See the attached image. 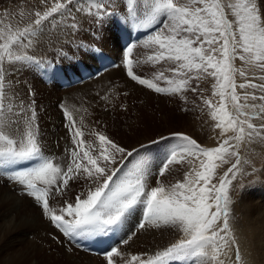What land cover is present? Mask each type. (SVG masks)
<instances>
[{
	"label": "snow or ice",
	"instance_id": "6c2138e0",
	"mask_svg": "<svg viewBox=\"0 0 264 264\" xmlns=\"http://www.w3.org/2000/svg\"><path fill=\"white\" fill-rule=\"evenodd\" d=\"M47 2L41 0L42 4ZM75 2H56L43 14L35 12L33 24L14 33L10 26L8 34L0 28V168L36 161L35 167L18 172L12 179L41 202L44 215L66 236L105 234L119 230L128 214L141 206L144 223L139 224L140 228H144L146 223L173 226L182 231L184 238L144 259L132 255L131 261H138L139 264H173L195 259L200 264L206 260L210 264H224L220 256H229L226 249L231 239L227 236L231 231L228 219L230 186L241 165L240 152L236 149L245 139H264V123L257 126L251 122L264 121V84L257 85L249 80L237 85L234 78L236 73L245 77L247 68L264 71V20L257 10L256 0H227L226 4L221 0H184L183 3L152 0L145 18L160 23L161 29L145 42V47L158 48L157 55L149 56L148 60L159 62L167 59L177 65L171 71L182 77H187L190 72L214 76V95L220 97L219 105L213 106L211 101L206 103L214 108L212 116L218 121L216 127L221 129V135L230 131L236 135L213 148L201 147L196 140L183 133L161 136L160 140L175 143L169 145L158 175L163 176L171 165L179 164L187 157L198 159L200 170H194L193 179L185 174L184 182L170 187L158 183V186L151 188L147 185V177L151 173L146 170L145 160L139 158L140 150L133 148L129 151L103 133H95L98 148L88 145L90 150H84V133L76 128L73 135L76 147L71 151V160L65 170L43 154L37 132L33 130L35 111L29 114L23 106L13 111V106L5 102V63L10 67L21 61L39 63L22 50L32 46V38L38 35V30L46 21L63 13ZM94 2L96 11L93 19L103 24L104 19L110 18L112 13L99 0ZM136 3L137 0H128V10L134 11ZM226 8L235 17V23L227 18ZM157 17L163 19L158 20ZM71 27L76 28L77 25L73 23ZM126 51L131 53L133 48L128 47ZM236 59L242 61L246 68H235L233 62ZM126 62L129 65L128 75L157 93L176 94L186 90L189 85V78L167 79L160 72L157 79H165L172 86H157L151 80L133 74L131 59ZM259 79L264 80V76ZM237 87L258 88L261 95L248 92L240 95L236 92ZM191 90L196 91V88ZM6 113L15 119L9 118ZM65 117L72 124L75 123L67 111ZM22 121L25 124L23 135L19 139L13 138L8 130L14 128L18 131ZM157 142L153 140L151 143ZM144 147L141 145V148ZM231 157L236 158L235 163L224 173L219 185L212 184L220 163H227ZM128 164L133 167L125 172ZM81 178L89 185L87 191L77 194L75 202L67 203L58 214L49 205L48 197L53 186L57 193L63 195L62 188H66L70 180ZM37 182L45 187H37ZM130 239L131 236L122 243L128 244ZM106 256L107 264H116L114 258L122 257V253L114 246ZM236 260H240L239 251Z\"/></svg>",
	"mask_w": 264,
	"mask_h": 264
},
{
	"label": "rangeland",
	"instance_id": "374dc122",
	"mask_svg": "<svg viewBox=\"0 0 264 264\" xmlns=\"http://www.w3.org/2000/svg\"><path fill=\"white\" fill-rule=\"evenodd\" d=\"M56 2L66 4L67 0H48L46 4H42L41 0H0V28L4 29L5 34H8V26L11 27L13 33L22 30L29 24H33L36 19L35 12L39 11L43 14ZM99 2L105 3L108 11L119 13H124L128 5V0H99ZM174 2L183 3L184 0H174ZM221 2L226 4L227 0H221ZM232 2H235V0H232ZM151 3L152 0H137L134 6L136 9L134 11L138 16L141 14L140 11H144L141 22L147 24L145 28L160 25V23L145 18V13L150 11ZM256 3L261 19L264 20V6H262L264 0H256ZM90 10L92 14H90ZM95 11L94 0H76L63 13L57 14L54 18L46 21L42 28L38 30V35L32 38V46L23 49L22 52L34 57L36 61L46 66H50L52 62L54 64L59 63V68L62 66L63 70L70 73L69 75L80 71L82 68L78 67L80 64L84 67L91 65L95 58L93 56L91 59L88 54H94L99 48L106 49L107 54L111 57L122 60L124 51L129 45L122 50L115 37L114 30L112 31L114 24L108 19H104L103 24L94 20L93 14ZM225 11L227 18L235 23V17L231 15V11L227 8ZM72 16H76V19ZM157 19L162 20L163 18L157 17ZM125 22L126 20L122 19L121 28L124 27ZM73 23L80 24L78 25L79 29L71 27ZM160 29L161 27L158 30ZM151 35L138 42L136 40L132 44V47L135 48L132 51L133 63L131 67L133 73L139 78L151 80L160 87L172 86L167 84L165 79H157L160 72H163L164 77L167 79L189 78V85L186 90L176 94L157 93L148 87L138 86L129 77L124 76V74L120 75L118 71L122 78H114L115 80L112 79L109 84L100 88L94 86L91 90L85 91L86 86L96 82L99 75L79 85L61 89L54 79V74L53 77L49 75V85L43 84L38 74L34 73L36 68L33 66V69L29 61L16 62L14 67H10L5 63L4 67L7 70L5 89L8 99L5 102L13 106V111H18L21 106L29 114L31 111H35L36 119L33 130L37 132V141L45 156L51 158L55 164L66 170L71 160V151L76 147L73 140L75 129L79 128L84 133L82 137L85 142L84 150H90L87 147L88 145H94L98 148L95 133H103L114 143L129 151L133 148L140 150L141 157L139 158L145 160L146 170L151 173L147 177L149 188L158 186V183L170 187L177 182H184L185 174H189V179H193L194 170H200V161L194 157H187L183 162L171 165L163 176L158 175L160 167L168 154L169 145L175 143L172 140L162 141L160 140L161 136L169 137L172 133H183L196 140L201 147L213 148L207 144L208 135L205 128L210 120L212 121V128L215 130L214 138L217 139L214 144L215 147H218L228 137L236 135L231 131L223 136L221 135V129L216 127L218 121L212 116L214 108L209 107L206 103V101H211L213 106L219 105L220 97L214 95L216 78L209 73L196 72L187 73V77H182L171 71L177 65L167 59L159 62L149 61V56H155L158 53L157 46H144ZM98 37H101L100 41L96 42L94 39ZM91 40V43H96V49L86 52V42ZM80 61L82 62L80 63ZM139 63L143 68L149 67V69L146 71L140 69L142 67L138 68ZM233 64L237 69L246 68L239 59H236ZM75 68L77 71L74 70ZM261 76H264V71L258 68H247L245 77H241L236 73L234 78L237 85L249 80L259 85L264 84V80L259 79ZM110 77L114 76L110 75ZM192 88H196V91H192ZM236 92L240 95H243L244 92L261 95L258 88L253 89L250 87L246 89L237 87ZM148 93H153L156 97L147 98L149 97L146 96ZM157 95L162 96V98H157ZM146 100L150 103H147ZM255 103H259V101H255ZM115 105L119 106V112L116 110ZM127 105H131V107L124 114L123 110ZM114 108L116 114H114ZM63 111H67L71 115L75 122L72 126L65 125L62 127L61 113ZM143 111L148 115L149 123L141 117ZM118 114L119 117L116 116ZM6 115L15 119L10 113H6ZM108 117L113 120L109 121ZM174 117L180 120L175 121ZM251 122L257 126L264 123L260 120ZM8 131L13 138L19 139L25 131V124L22 121L18 131L14 128ZM153 140L158 142L153 144L151 143ZM230 143L235 144L236 141ZM141 145L145 147L141 148ZM243 146L245 150H243ZM236 150L240 152L241 165L236 173L235 180L230 186V202L232 203L229 206V216L240 227H244V223L237 221L235 218V216H239L240 209H245L250 205L254 208L255 214L264 215V175L262 174L260 177L261 173L264 172H260V170H264V139L254 138L251 141L245 139ZM92 154L95 155L96 152L93 151ZM235 159V157H231L227 163H220L212 178V184L219 185L224 173L235 163ZM117 160L119 161V156ZM21 163L27 164V170L36 166L35 160ZM21 163L7 168H0V172H6L14 176L18 172L8 169L13 167L20 171ZM132 167V164H128L125 172ZM8 181L12 182L0 175V264H30V261L32 264H87L92 262L107 264L106 253L111 249L108 246L114 243L116 244L114 246L118 247L122 253V257L114 258L116 264H139L138 261H131L132 255L147 257V255L154 254L151 250L152 247L146 245L154 244L162 236L169 239L183 234L181 230L173 226L162 224L155 226L153 223H149V226L144 228L136 229L134 227L135 222L144 223L141 221L142 215L140 214L143 208L138 206L128 214L120 229L115 231L119 234V237L114 235L113 240L112 232L114 231L109 232L110 240H108L105 252L102 251L101 254L85 253L77 247L66 244L65 239L51 225L50 220L48 222L45 219L46 215L43 213L42 206L40 208L37 201L27 193L23 194L26 190L23 186L16 184V189L20 188L21 190L19 195L17 191L11 189L12 185L9 186ZM37 183L41 184L40 182ZM88 187L89 185L82 178L70 180L69 185L62 188L63 192L68 190L69 193L66 192L63 195L57 193L55 186H53L48 197L49 205L59 214L62 207H65L67 203H74L77 194L86 192ZM237 201L239 203L244 202L239 211H237ZM55 203L56 205L59 203L57 208H55ZM246 203H248L247 206ZM257 208L258 210L255 211ZM128 229H132V232L128 233ZM133 233L135 235L131 236ZM101 236L102 234H98L97 238L99 239ZM129 236H131V239L128 244H123L122 241ZM97 238L93 241H96ZM236 240L237 238L233 236L226 249L229 253L235 254V257L239 250L238 240ZM170 245L171 243L165 246ZM154 247L155 252L158 251L155 245ZM249 248L246 252L251 256ZM239 255V261L243 262L240 250ZM234 261L238 262L236 259ZM174 264H200V261L194 259L177 261ZM204 264H206V261H204Z\"/></svg>",
	"mask_w": 264,
	"mask_h": 264
},
{
	"label": "bare ground",
	"instance_id": "6f19581e",
	"mask_svg": "<svg viewBox=\"0 0 264 264\" xmlns=\"http://www.w3.org/2000/svg\"><path fill=\"white\" fill-rule=\"evenodd\" d=\"M114 4V3H113ZM74 6V5H73ZM79 7V6H78ZM77 8V7H76ZM5 10V9H4ZM72 10H73V8H72ZM75 10V9H74ZM134 10H136L135 8H134ZM78 12V11H77ZM82 15V14H81ZM85 15V14H84ZM80 16V15H79ZM86 16V15H85ZM73 17V16H72ZM76 17V16H75ZM75 17H73V18H75ZM89 17V16H88ZM76 19V18H75ZM84 21L86 20V19H83ZM70 21L72 22V20L70 19ZM74 21V20H73ZM76 22V21H75ZM78 22V21H77ZM89 22V21H88ZM91 24H93V23H91ZM78 25H80V24H78L77 23V28H78ZM80 27V26H79ZM80 28H82V27H80ZM84 28V27H83ZM151 28V27H150ZM79 29V28H78ZM149 29V28H148ZM147 29V30H148ZM122 31L124 30V27L121 29ZM147 30H145V31H147ZM83 31V30H82ZM96 31H97V29H96ZM145 31H142L141 30V33L139 34V38L137 39V42L138 41H140V40H142L143 38H141L142 36H141V34L143 33V32H145ZM156 32V31H155ZM58 33H60V32H58ZM64 33V32H63ZM61 34V33H60ZM121 34H123V33H120L119 34V39L121 40ZM132 34V33H131ZM131 34H129V39H128V43H127V45H126V47L129 45V47H132V44L135 42V41H132L131 40ZM138 34V33H137ZM151 34V33H150ZM95 35H97V34H95ZM149 35V34H148ZM147 35V36H148ZM98 36V35H97ZM42 37V36H41ZM100 38L101 37H98V38H95L94 40L97 42V41H100ZM147 38V37H146ZM60 40V39H59ZM92 41V40H91ZM143 42V41H142ZM140 44V43H139ZM94 45H96V43H94ZM121 46V45H120ZM122 48V47H121ZM122 50H123V48H122ZM106 54V55H108L107 53H108V51L106 50V49H103V48H99L98 50H97V52H95L94 54H91L92 55V57H91V55H89L88 54V56H90V58L92 59L93 58V56L95 57V54H97V55H100V54ZM109 57H111L110 55H108ZM114 58V57H113ZM135 59V58H134ZM117 61H122L121 59H118ZM84 62V61H83ZM119 62V63H120ZM137 62V61H136ZM140 63H142V62H140ZM138 64L139 65V67L138 68H140V67H142L141 66V64ZM95 65H96V61H94V62H92L91 63V65H86L85 67L82 65V64H80V65H78V67H82L81 69H88V70H90L91 68H95ZM137 66V65H136ZM129 67V66H128ZM59 68V67H58ZM115 68H118V69H115ZM115 68H113V69H108L107 71H105V72H103V73H101L100 74V76L98 77V79H97V81L96 82H94V83H90L89 85H87L86 86V88H85V91L87 92V91H89V90H91L92 88H94V86L97 88V87H102V86H104V85H107V84H109L111 81H112V79L113 80H115L114 78H116V79H120V78H122L120 75H123V73H122V70H121V67L120 66H118V67H115ZM55 69V68H54ZM60 69L61 70H63V68H62V66L60 67ZM80 69V70H81ZM140 69H144V70H148L149 69V67H145V68H140ZM66 74H70L69 72H67L66 70H63ZM120 73V75L118 74V72ZM55 74V73H54ZM72 74V73H71ZM110 75H113L114 77H110ZM97 77V76H96ZM93 78H95V77H93ZM90 80V79H89ZM88 81V80H87ZM83 82H86V81H83ZM82 82V83H83ZM81 84V83H80ZM77 85H79V84H77ZM76 86V85H75ZM139 86V85H138ZM60 87V86H59ZM70 87H73V86H70ZM61 89H63L62 87H60ZM67 88V87H66ZM66 88H64V89H66ZM69 88V87H68ZM142 88V87H141ZM143 89V88H142ZM94 90V89H93ZM96 90V89H95ZM143 91V90H142ZM136 92V91H135ZM146 95V94H145ZM146 96H149V97H147V98H151L152 96H155L153 93H148V95H146ZM158 96V95H157ZM156 97V96H155ZM157 98H162V96H158ZM8 100V99H7ZM162 102H164L163 100H161ZM146 102L147 103H150L148 100H146ZM9 103V102H8ZM17 107V106H16ZM15 107V108H16ZM130 107H131V105H127L126 107H125V109L123 110L124 111V114H126L127 113V111L128 110H130ZM186 107V106H185ZM115 108H117L116 110L118 111L119 110V106L118 105H115ZM115 108H114V114H116V110H115ZM144 110V109H143ZM101 111V110H100ZM102 112V111H101ZM119 112V111H118ZM102 114V113H101ZM104 114H106L105 112H104ZM121 114V113H120ZM117 117H119V114L118 115H116ZM144 120H146L147 122H148V115L145 113V111H143L142 112V116H141ZM13 119V118H12ZM182 119H184V118H182ZM108 120L110 121V120H113L112 118H109L108 117ZM174 120L175 121H179L180 119L179 118H175L174 117ZM149 123V122H148ZM206 134L208 135V137H207V140H208V142H207V144H208V146L209 147H215V143H216V138H214V135H215V130L212 128V121L210 120L209 121V123H207V125H206ZM217 135V134H216ZM218 137V136H217ZM247 142V141H246ZM248 143V142H247ZM217 147V146H216ZM255 147V146H254ZM205 148H208V147H205ZM249 148H250V146H249ZM243 150H245V147L243 146ZM249 152V151H248ZM22 164V163H21ZM261 171H264V170H260V172ZM262 174L264 175V172H262L261 173V175H260V177L262 176ZM259 175V174H258ZM258 180H259V178H258ZM260 181V180H259ZM263 181V180H262ZM66 192H68L69 193V191L68 190H65L64 191V193H66ZM243 192V191H242ZM245 192V191H244ZM243 192V193H244ZM246 194V193H245ZM240 196V195H239ZM242 197V196H241ZM249 197V196H248ZM252 199V198H251ZM254 199V198H253ZM61 202V200L59 201V203ZM58 203V204H59ZM230 203H232V202H230ZM235 203V202H234ZM244 203V202H243ZM243 203H239V201H237V206H238V210L237 211H239V209L241 208V206L243 205ZM255 203V202H254ZM58 204L56 205V203H55V208H57V206H58ZM247 204L248 203H246V206H247ZM258 204H260V203H258ZM18 206V205H17ZM261 206V205H260ZM52 207V206H51ZM54 207V206H53ZM236 208V207H235ZM256 210H258V208L257 209H255V211ZM235 218H236V220L237 221H241V222H243L244 223V227H240L236 222H234V221H232V219L230 218V216L228 217V219H229V224H230V229H231V231L229 232V233H227V236L229 237V238H233V236H235V238H237V240H238V242H237V244H238V246H239V250H240V254H241V257H242V259H243V262L241 263L240 261H238V262H236V261H234V259H236V257H235V254H233L232 252H230L229 253V256L228 257H224V256H220V259H222L223 261H224V264H264V215H259L258 213L257 214H255V212H254V208L252 207V206H250V205H248L247 206V208H245V209H240V211H239V216H235ZM241 225V224H240ZM102 235H104V234H102ZM246 235V236H245ZM97 238V237H96ZM184 238V236H183V234H182V236H179V237H176V238H169V239H166V236H162L161 238H159L160 240H158V241H156V242H154V244H148V245H146V246H150V247H152V249L151 250H153L152 252L153 253H155V247H154V245L156 246V248H158V251H160L161 249H163V248H165L166 246V244H169V243H175L176 241H178V240H180V239H183ZM95 238H92V241L94 240ZM109 240H110V237H109ZM114 240V239H113ZM236 240V241H237ZM233 241V240H232ZM247 241V243H245ZM95 244H96V248L97 249H99V250H101V253H102V251H104L105 252V249L107 248V246H108V244L106 245V244H103V242H101L100 241V238L98 239L97 238V240L96 241H93ZM114 242V241H113ZM153 242V241H152ZM248 245V246H247ZM165 246V247H164ZM149 247V248H150ZM248 247H250L249 248V251L251 252V256H249L248 255V253L246 252V250H247V248ZM109 248V247H108ZM147 248V247H146ZM238 249V248H237ZM238 250V251H239ZM245 252H244V251ZM133 252V251H132ZM100 253V254H101ZM126 253V252H125ZM95 254H97V253H95ZM105 254V253H104ZM132 254V253H131ZM144 258H146V257H141V259H144ZM234 258V259H233ZM120 260V259H119ZM30 264H32V262L30 261ZM87 264H97V262L95 263V262H92V263H87ZM173 264H174V262H173ZM206 264H210V262L209 261H207L206 260Z\"/></svg>",
	"mask_w": 264,
	"mask_h": 264
}]
</instances>
